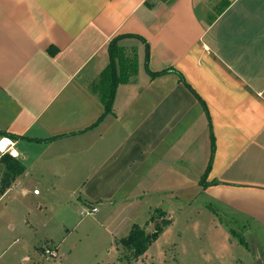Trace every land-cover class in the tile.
Here are the masks:
<instances>
[{"label":"crops","instance_id":"obj_1","mask_svg":"<svg viewBox=\"0 0 264 264\" xmlns=\"http://www.w3.org/2000/svg\"><path fill=\"white\" fill-rule=\"evenodd\" d=\"M0 129L23 166L4 187L0 153V264L59 255L53 239L19 255L11 232L68 230L96 205L124 214L119 239L157 208L160 237L206 212L224 264H264V0H0Z\"/></svg>","mask_w":264,"mask_h":264},{"label":"rangeland","instance_id":"obj_2","mask_svg":"<svg viewBox=\"0 0 264 264\" xmlns=\"http://www.w3.org/2000/svg\"><path fill=\"white\" fill-rule=\"evenodd\" d=\"M131 59L134 58L126 57L121 52L119 57L121 63L134 64ZM39 203L35 201L34 206H38ZM91 207L88 206L87 209H91ZM97 207L98 211L93 213L78 210L74 214L73 223L70 224L68 230L61 226L51 229L40 227L38 230L31 227L16 228L11 232L12 238L10 237L11 242L18 239L14 243L13 249H18L20 255L21 247L24 248L23 252L25 253L29 249L33 252L34 245H37L39 249L41 246H47L46 243L51 246L52 239L56 244L60 243L59 255L56 256L55 253L46 251L44 257L50 254L48 256L52 258L47 256L48 258L45 257L44 260H41L38 257L40 260L35 264H224L221 258L229 256V251L219 243L222 236L219 232L209 229V218L206 212L192 211L188 220L183 218L184 215L178 213L180 217H178L175 226L168 228L153 243L146 254L129 262L124 257L122 246L118 243L119 238L113 234L114 231L117 235H125L126 229L121 222L124 219V214H120V211L111 214L107 209H102L101 206ZM220 211V219L224 223L227 219L234 236L238 240L242 238L249 243L251 249H254L257 244H254L255 239L252 235L256 230L245 229L242 227L240 217L231 213L228 215L225 210ZM105 215L109 216L108 219L105 218ZM232 218H236V220ZM148 225L142 226L147 231H151L154 225ZM35 235H38L37 240H34ZM236 251L237 247H234V252ZM37 252L40 256V252ZM63 252H67V256H63ZM20 262L17 260V263Z\"/></svg>","mask_w":264,"mask_h":264},{"label":"trees","instance_id":"obj_3","mask_svg":"<svg viewBox=\"0 0 264 264\" xmlns=\"http://www.w3.org/2000/svg\"><path fill=\"white\" fill-rule=\"evenodd\" d=\"M111 45H113V46L111 47L110 69L113 73V87H115L116 84L118 83V78H116V71H115L116 66H117L116 58H118V50L115 46V43L113 44V41H112ZM162 72H165V71H162ZM156 74H159V73L152 72V75H156ZM181 78L186 83L182 74H181ZM113 96H114V88L112 89V92H111L109 99L106 103V109L104 111V115L108 111H110V109H111V105L113 102ZM2 136H8L11 138H17L18 137L17 135H15L11 132L0 129V137H2ZM29 139H31V138H29ZM36 140H39V139H36ZM212 141H213V151H214V147H215L214 136L212 137ZM7 155L8 154H4L2 156V157L6 158V170H5L3 177H2L4 187H8L12 183L13 177L19 173H22V171H23V166L21 165V163L15 157H13L11 155L7 156ZM210 167H211V163L208 165L207 171L210 170ZM207 171L201 179V184L203 186L208 184V182L206 181V176L208 173ZM151 222L154 225L153 229L151 231H147L146 228L144 226L140 225L139 223H134L130 229V232L126 236L118 239V243H120V245L123 248L124 257H126L129 260V262L136 260V259L140 258L141 256H143L149 250L151 245L156 240L159 239V237H160L161 233L164 231V229L172 223V219L167 217L166 211H164L161 208H157L154 210V212L152 213V215L150 216V218H149L148 222H146V224L148 225ZM240 240H241V242L245 243V241L242 238H240ZM245 245L248 246L247 244H245Z\"/></svg>","mask_w":264,"mask_h":264},{"label":"built area","instance_id":"obj_4","mask_svg":"<svg viewBox=\"0 0 264 264\" xmlns=\"http://www.w3.org/2000/svg\"><path fill=\"white\" fill-rule=\"evenodd\" d=\"M0 142H7L4 144L3 150H0L1 154H5L7 152H11L12 147L14 146V141L6 136L0 137ZM35 193H39V189H35L34 190ZM98 211V207L97 206H92L91 209H86L85 212L87 213H93ZM47 252L51 253L50 249L46 250Z\"/></svg>","mask_w":264,"mask_h":264},{"label":"snow or ice","instance_id":"obj_5","mask_svg":"<svg viewBox=\"0 0 264 264\" xmlns=\"http://www.w3.org/2000/svg\"><path fill=\"white\" fill-rule=\"evenodd\" d=\"M7 142H0V150H3L4 144Z\"/></svg>","mask_w":264,"mask_h":264}]
</instances>
